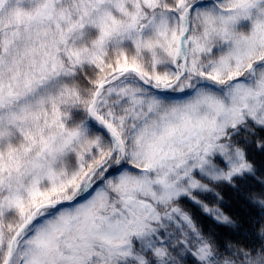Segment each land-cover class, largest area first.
<instances>
[{
    "label": "snow or ice",
    "instance_id": "6c2138e0",
    "mask_svg": "<svg viewBox=\"0 0 264 264\" xmlns=\"http://www.w3.org/2000/svg\"><path fill=\"white\" fill-rule=\"evenodd\" d=\"M0 264H264V0H0Z\"/></svg>",
    "mask_w": 264,
    "mask_h": 264
}]
</instances>
